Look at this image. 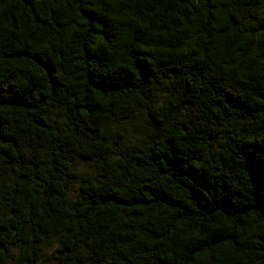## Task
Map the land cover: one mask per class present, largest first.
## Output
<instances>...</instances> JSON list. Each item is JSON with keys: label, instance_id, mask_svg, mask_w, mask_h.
Returning <instances> with one entry per match:
<instances>
[{"label": "trees", "instance_id": "trees-1", "mask_svg": "<svg viewBox=\"0 0 264 264\" xmlns=\"http://www.w3.org/2000/svg\"><path fill=\"white\" fill-rule=\"evenodd\" d=\"M53 237L54 264H264V0H0V264Z\"/></svg>", "mask_w": 264, "mask_h": 264}, {"label": "rangeland", "instance_id": "rangeland-1", "mask_svg": "<svg viewBox=\"0 0 264 264\" xmlns=\"http://www.w3.org/2000/svg\"><path fill=\"white\" fill-rule=\"evenodd\" d=\"M171 88V84L168 82L164 85H157L155 94L150 98L149 111L142 112L137 118H135L129 124V133L127 138L123 140V144L126 147L135 148L138 144L147 139L154 131L153 121L151 114L157 109L158 106L164 104L169 98L168 90ZM50 118L58 123H63L64 112L62 110H55L50 114ZM256 121L253 119H240L239 128L245 130L253 127ZM111 132L116 134L118 131L116 123H112L110 126ZM76 169L84 175L95 177L96 166L95 161H80L76 164ZM82 184L80 179H71L69 181L68 190L72 199H76L79 194V187ZM59 242L56 237L49 239L44 245V254L40 262L44 261L47 264H54L56 262L55 250ZM18 251H14V257H16ZM1 264H11L10 261L3 262Z\"/></svg>", "mask_w": 264, "mask_h": 264}, {"label": "clouds", "instance_id": "clouds-1", "mask_svg": "<svg viewBox=\"0 0 264 264\" xmlns=\"http://www.w3.org/2000/svg\"><path fill=\"white\" fill-rule=\"evenodd\" d=\"M135 71V69H133Z\"/></svg>", "mask_w": 264, "mask_h": 264}]
</instances>
